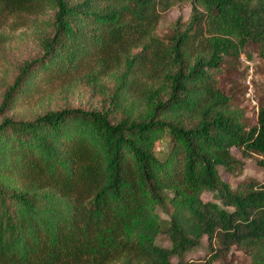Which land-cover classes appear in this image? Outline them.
Instances as JSON below:
<instances>
[{
    "label": "trees",
    "instance_id": "trees-1",
    "mask_svg": "<svg viewBox=\"0 0 264 264\" xmlns=\"http://www.w3.org/2000/svg\"><path fill=\"white\" fill-rule=\"evenodd\" d=\"M177 1L0 0V41L51 14L0 114L56 87L114 82L103 107L0 118V264H186L172 256L203 237L206 264L231 246L264 258V178L233 186L220 172L237 173L232 148L264 172V96L249 123L221 79L249 42L264 61V0H189L186 24L159 37Z\"/></svg>",
    "mask_w": 264,
    "mask_h": 264
},
{
    "label": "rangeland",
    "instance_id": "rangeland-1",
    "mask_svg": "<svg viewBox=\"0 0 264 264\" xmlns=\"http://www.w3.org/2000/svg\"><path fill=\"white\" fill-rule=\"evenodd\" d=\"M191 12V2L180 0L162 12L155 33L164 39H168L174 32L175 27H183ZM51 16L45 13L37 16L36 22L29 21L15 30L8 29L7 36L0 41V102L5 86L11 82L17 66L25 59L34 57L41 52L40 36L47 28L44 19ZM251 75V96L247 95L249 86L246 82L250 68ZM224 73L221 74L222 85L230 96L232 105L244 111L249 123L256 120L259 101L264 96V61L257 52L253 42L246 44L238 57H225L223 64ZM113 79L104 76L100 81L90 80L79 81L73 88L56 87L51 91L33 94L28 99H18L16 103L7 108L2 116H15L29 118L45 110L61 107L80 106L84 108H98L108 105L113 90ZM232 153L238 159L237 173L229 175L220 170L222 177L228 180L233 186L236 181L245 176H252L258 180L264 178L262 166L258 163L259 155L256 153L243 154L237 148H232ZM211 192H203L204 199L210 198ZM156 242L169 244L166 234L160 233ZM211 257V251L207 244L206 237L201 243L183 253L182 256L173 255L172 260L182 258L186 264H206ZM264 258L254 259L248 252L239 247L231 248L223 255L211 261V264H264ZM109 264H114L113 262Z\"/></svg>",
    "mask_w": 264,
    "mask_h": 264
},
{
    "label": "built area",
    "instance_id": "built-area-1",
    "mask_svg": "<svg viewBox=\"0 0 264 264\" xmlns=\"http://www.w3.org/2000/svg\"><path fill=\"white\" fill-rule=\"evenodd\" d=\"M249 70H250L251 73L248 74L247 79H246V82H247V84L249 86V91L247 92V95L248 96H251L250 94H251V85H252V83H251L252 66H251V68Z\"/></svg>",
    "mask_w": 264,
    "mask_h": 264
}]
</instances>
